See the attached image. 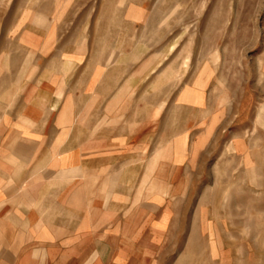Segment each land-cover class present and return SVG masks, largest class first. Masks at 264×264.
Segmentation results:
<instances>
[{
    "label": "rangeland",
    "instance_id": "374dc122",
    "mask_svg": "<svg viewBox=\"0 0 264 264\" xmlns=\"http://www.w3.org/2000/svg\"><path fill=\"white\" fill-rule=\"evenodd\" d=\"M151 68L161 93L142 89L131 115L149 119L137 134L149 146L132 153L127 141L87 165L123 172L107 237L121 258L106 264H264V0H0L9 202L24 184L44 185L32 173L79 170L66 155L82 125L56 129L63 100L53 94L71 92L81 118L90 100L81 93L108 94Z\"/></svg>",
    "mask_w": 264,
    "mask_h": 264
},
{
    "label": "crops",
    "instance_id": "0c3cea01",
    "mask_svg": "<svg viewBox=\"0 0 264 264\" xmlns=\"http://www.w3.org/2000/svg\"><path fill=\"white\" fill-rule=\"evenodd\" d=\"M154 73L151 68L141 80L127 76L123 79V86L120 84L108 94L94 92L95 87L81 93L90 99L81 112V118H75L72 111L71 92L52 95L54 98L57 96L58 101L63 100L56 129L71 132L74 125H82V134L73 145L75 149L66 155L68 164L79 170L62 172L64 177L60 178L62 173L54 168L32 173L34 179L45 182L44 185L40 187L36 181L28 193L24 184V188L19 189L22 195L17 202L10 203L11 198L7 194L9 173L5 172L10 167L4 166L5 175L1 177L6 182L0 186V264H106L107 260L121 258L115 248L108 251L107 237L116 232L115 180H120L123 172H111L108 170L110 166L91 171L87 165L98 159H114L116 153L121 154L128 145L127 141L132 142L129 145L132 153L137 151L140 142L143 147L149 146L144 144V140L139 142L137 137L139 126H145L149 119L145 121L131 115L137 114V101L142 89L161 93V88L155 89L154 81L160 77H153ZM157 99L158 102L149 105L154 116L153 125L158 123L157 117L165 106L162 95ZM54 105L58 107L60 102ZM46 124L51 125L49 120ZM46 124L47 129L49 125ZM122 129L128 132L127 137L118 135ZM69 140L66 136L65 141ZM1 160L5 157H0V163ZM84 168L89 171L80 170ZM20 174L26 179V172ZM57 179L65 182L58 185ZM55 191L57 196H52Z\"/></svg>",
    "mask_w": 264,
    "mask_h": 264
}]
</instances>
